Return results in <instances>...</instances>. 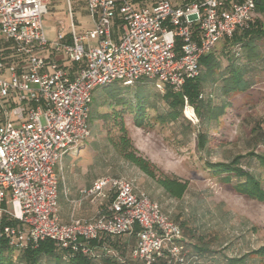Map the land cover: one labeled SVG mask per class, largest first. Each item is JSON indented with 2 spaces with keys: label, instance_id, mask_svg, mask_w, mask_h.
Segmentation results:
<instances>
[{
  "label": "built area",
  "instance_id": "obj_1",
  "mask_svg": "<svg viewBox=\"0 0 264 264\" xmlns=\"http://www.w3.org/2000/svg\"><path fill=\"white\" fill-rule=\"evenodd\" d=\"M65 1L69 23L61 20L50 42L47 0H0V239L16 252L44 241L93 260L105 251L120 264L197 261L181 224L123 177L103 176L82 189L73 212L89 201L94 216L62 223L59 175L65 157L91 137L98 87L146 79L163 94L182 93L218 42L252 28L257 0H86L93 28L83 34L73 0ZM47 51L79 65V74L42 55ZM187 109L194 112L185 97ZM124 236L135 244L121 255L111 242Z\"/></svg>",
  "mask_w": 264,
  "mask_h": 264
},
{
  "label": "rangeland",
  "instance_id": "obj_2",
  "mask_svg": "<svg viewBox=\"0 0 264 264\" xmlns=\"http://www.w3.org/2000/svg\"><path fill=\"white\" fill-rule=\"evenodd\" d=\"M84 4L85 0H74L76 20H79L78 10L84 9ZM66 5L65 0H53L48 4V8L58 9L44 16L45 30L50 36L57 30L56 19L63 17L69 21ZM257 15L264 18L259 12ZM78 33L83 34L80 30ZM224 45V41L218 42L215 53L219 54ZM220 59L223 67H226V58L221 56ZM258 66L256 72L248 75L253 89L246 95L233 98L234 107L230 116L222 118L223 124L217 131H209L211 137H216L207 152L197 150L196 134L183 145L184 138L175 133L172 127L156 126L152 130H142L133 125L131 118L126 119L125 127L134 147L155 165L158 175L187 184L188 189L181 198L167 193L154 179L125 160L112 147L107 136L117 140L119 127L101 126L96 129L95 135L92 130L91 137L84 143L85 149L77 156L93 177L114 176L133 181L173 221L181 224L189 252H198L196 248L199 247L206 251L201 253L206 258L204 264H229L231 259L244 257H248L247 264H264L262 255H254L260 250L264 252V204L244 198L234 190L236 179L228 185L207 167L208 163H228L237 156L264 153V58ZM135 87H131L132 92H125L126 95L132 96ZM207 90L209 93L212 91L210 85ZM150 115L154 113L150 112ZM188 115L189 112L185 113L184 110V116L193 126H198L199 123L193 117L191 121ZM71 154L78 155L74 152ZM242 164L250 171L261 174L256 161L245 158ZM262 177L264 181V174ZM128 239L129 244H135V239L129 236H124L122 241ZM120 247L123 248V245ZM121 248L119 253L122 255L125 251Z\"/></svg>",
  "mask_w": 264,
  "mask_h": 264
},
{
  "label": "trees",
  "instance_id": "obj_3",
  "mask_svg": "<svg viewBox=\"0 0 264 264\" xmlns=\"http://www.w3.org/2000/svg\"><path fill=\"white\" fill-rule=\"evenodd\" d=\"M257 8L258 12L264 16V0H257ZM256 22L252 29L237 33L233 38L225 40V45L219 54L213 51L203 58L199 76L188 80L182 93H174L168 89L163 94L146 79H141L132 86L116 82L98 87L93 93L90 104L88 127L91 133L94 132L95 135L96 129L101 126L119 127L120 136L117 140L110 135L107 136L112 147L125 160L154 179L167 193L181 198L188 189L187 184L178 179L158 175L155 165L140 155L134 147L125 127L126 119L131 118L133 125L142 130H152L156 126L172 127L175 133L184 138L183 145L193 134H196L197 150L207 152L216 137H211L209 131L211 129L217 131L223 124L222 118L230 116L231 109L234 107L233 98L246 95L253 89V83L248 75L257 71L259 63L264 58V18H258ZM221 56L227 60L226 67H223L221 63ZM208 85L212 88L210 93L207 90ZM131 87H135L133 95H126L125 92H132ZM185 97L199 120L198 126H193L184 116ZM187 111L188 117L194 116L191 109ZM150 112L154 115L151 116ZM180 123L181 126H179ZM83 146L84 144L80 150ZM79 153L80 151L77 152L78 155ZM245 158L256 161L261 174L244 167L242 161ZM207 167L214 176L222 177V182L228 185L236 179L234 190L244 198L264 204L262 177L264 153L237 156L228 163H208ZM94 245L97 247L96 242ZM117 245L115 243L113 247L118 248ZM196 249L198 252L190 253L197 256L198 260L191 261L189 264H204L206 258L201 253L206 251L200 247ZM254 255L264 257V252L260 250ZM98 258L93 260L82 254L69 255L58 250L52 241L40 242L36 247L16 252L6 240L0 239V264H120L116 256L104 251L98 255ZM247 259L248 257L231 259L228 263L247 264Z\"/></svg>",
  "mask_w": 264,
  "mask_h": 264
},
{
  "label": "crops",
  "instance_id": "obj_4",
  "mask_svg": "<svg viewBox=\"0 0 264 264\" xmlns=\"http://www.w3.org/2000/svg\"><path fill=\"white\" fill-rule=\"evenodd\" d=\"M190 1L191 0H178V3L184 4ZM51 2H53V0H47V4L50 5ZM73 3H74V0L72 1V4ZM82 8L84 9L80 8V10H78L80 13L79 20H76L77 18L75 16V13H77V11L74 10L75 21L79 25V28L81 31L91 30L93 28V22L90 16L88 15V12L86 9V0H85L84 7ZM66 9L68 11L67 5H66ZM51 10L58 11V9L56 10V9L49 8V13ZM61 20H64V18L59 17L58 19H56V24L58 25ZM67 23H69V21ZM46 34L50 42L55 41L57 38V30L54 35L50 36V34H48L47 32ZM42 55L51 57L57 62H59L60 65H62L71 76L76 77L79 74L80 66L68 63L63 56L53 55L50 51L43 52ZM83 149H85V145L81 149L79 155L75 156V154H69L65 157L63 165H62L63 171L59 175V181H60V184H59V217H60V221L64 224L70 223L73 218L90 219L94 216L95 211H96V207L94 205H92L89 201H85L81 203V205L76 209L75 212H73L72 202H76L79 199H81L80 191L84 188L91 187L94 181L100 178V177L96 178V176L93 177L91 174H88V171L86 170L87 166L85 167V165L80 163L81 161L77 158V156L81 155ZM123 238L112 239L111 243L118 244L117 245L118 248L114 247V249L118 251H120V248H121L120 245H123V248L121 249H124L125 253H123L122 255H126L134 244H129V241H130L129 239L122 241ZM101 249L102 248H100L99 250Z\"/></svg>",
  "mask_w": 264,
  "mask_h": 264
},
{
  "label": "bare ground",
  "instance_id": "obj_5",
  "mask_svg": "<svg viewBox=\"0 0 264 264\" xmlns=\"http://www.w3.org/2000/svg\"><path fill=\"white\" fill-rule=\"evenodd\" d=\"M188 110V109H187ZM187 110H186V112H187ZM192 110V109H191ZM193 111V110H192Z\"/></svg>",
  "mask_w": 264,
  "mask_h": 264
}]
</instances>
